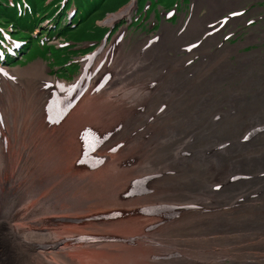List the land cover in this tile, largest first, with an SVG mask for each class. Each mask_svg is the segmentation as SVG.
I'll use <instances>...</instances> for the list:
<instances>
[{
    "label": "bare ground",
    "instance_id": "bare-ground-1",
    "mask_svg": "<svg viewBox=\"0 0 264 264\" xmlns=\"http://www.w3.org/2000/svg\"><path fill=\"white\" fill-rule=\"evenodd\" d=\"M197 1L195 0L192 14L181 32L173 29V35L171 26L167 24V33L163 27L162 33L153 41L141 40L145 43L135 44L129 50H126L128 41L117 36L102 53V58L100 56L101 62L96 68L92 61L98 54L85 62L83 76L73 83H55L53 78L47 76L46 67L42 63L40 71L26 68L27 71L21 74H16L15 71L23 69L14 70L13 73L6 71L9 82H0V127L4 125L2 128L9 137L14 123L20 125L26 122L32 126L42 116L41 120L46 123L44 133L48 135L53 132L55 136L51 138L58 144V151L66 150L69 157L66 160L67 157L62 153L60 162L59 156L52 158L53 165L50 168L45 167L40 173H35L38 170L35 167L40 169L47 162L42 166L36 163L37 166L32 168L29 160H42L44 156L47 157L43 154L46 152L49 153V161V157L53 156L51 150L55 151V146L52 145L50 151L42 153L37 148L33 150L30 146L26 149L21 145L16 162L18 174L13 182L10 181L12 184L7 187L9 193L6 197L8 209L14 208L16 211L9 218L8 212L5 216L0 215L3 219L0 224L4 221L11 223L14 218L21 220L24 217V220H30L34 213H38L36 219L41 220L32 221L31 224L38 226L52 220L58 225L64 224L60 227L69 229L61 231L63 235H59L56 228H49L48 225V229L43 228L37 232L21 227L13 231L6 226L8 223L0 225V264L4 260V264H100L92 259L88 262L80 257L71 258L66 252L68 250L53 247L62 239L69 242L70 239H66L69 236H85L86 231L97 222L98 225L115 223L84 214L77 215L79 218H65L61 214L53 218L49 216L48 220L43 218L44 215L55 213L51 211L60 213L71 209L70 207L84 213L91 203L112 207L117 211L157 215L161 220L157 218L153 221L149 230L147 229L148 235L144 237H166L164 240L154 239L155 243L152 244L144 242L143 237L139 240L142 250L134 251L130 247L133 250L129 248V253L119 257L118 262L104 264H160L162 261H167V264H224L219 260L215 261L221 257L230 258V264H264L263 61L258 58L253 60L254 56H260L257 54L252 56L237 53L244 44L256 41L251 37L237 46L221 45L215 57L206 54L211 49L210 44L220 43L223 30L219 28L209 33L206 40H202L201 36L215 29V23L220 17L237 10L244 0H205L203 15L200 16L199 12L194 23H190L194 19ZM124 13L121 18L127 15ZM114 20L115 16H112L106 23L111 25ZM238 20H230V24L235 25ZM133 48L136 49L133 62H128V54L133 52ZM180 53L186 55L178 57L177 54ZM199 55L203 56L201 60L190 62V58L197 59ZM234 55L237 56L236 65L230 61V57ZM116 60L118 63L115 65ZM242 67L248 69H241ZM13 74L18 77L14 78ZM39 76L44 79L40 81L42 88L32 94L24 92L21 81ZM226 83L231 85L225 88ZM124 93H129L130 100L140 102L138 113L124 111ZM100 95L104 99L110 95L112 106L106 105L104 110L107 115L111 114L110 120L103 121L104 126L99 130L93 126L92 121L80 120L87 126L84 128L89 135L83 136L82 143L73 137L69 139L70 146L66 144L67 148L64 141L61 145L56 137L62 138L67 130L78 124L73 123L77 116L75 113L70 125L63 126L69 121L68 116L86 101L85 98L96 103ZM68 105L71 109L66 115L53 116L51 119L46 117V114L50 116L52 112H59ZM84 106L79 112L96 116L98 112H102L99 105V111L93 107L83 108ZM29 127L25 130L26 135L29 134ZM47 128L50 130L46 131ZM3 136V129L0 128V154L4 152L7 156L5 165H8V169L12 156L9 150L6 152ZM110 147L119 150L118 154L107 153L108 156H118L120 159V173L112 161H108L110 169H106V172L100 170L109 158L103 151ZM91 152L97 153L90 154ZM142 160H145L143 164ZM67 161L69 164L65 166ZM81 161H90L85 164L86 171L96 169L100 173L93 176L88 173H84L88 176L74 174L75 169L81 170ZM59 166L63 169L58 170ZM4 168L0 163V172L8 171L11 175L9 169ZM43 170L46 171L45 175L41 172ZM29 171L39 177L36 183L39 189L44 183L53 191L46 194L48 196L39 208L41 212L19 207L32 196L29 190L37 188L30 184L18 185L19 181L28 177ZM97 177L102 178L101 184L83 183ZM4 179L6 173L0 176L2 185ZM78 181L80 182L76 183ZM64 182H69L70 185ZM60 190L72 195L64 200H55L54 196L50 198L53 193H61ZM108 192L112 193L109 198ZM20 194H26V197L21 200ZM72 198L80 200L74 204L70 202ZM61 205H68V208L58 210L57 207ZM83 206L87 207L83 209ZM77 223L80 224V232L73 229ZM174 237H183L185 240L172 241ZM22 239L36 241L31 250L37 248L39 252L28 251ZM109 240L116 242L118 237L112 234L109 237L99 232L96 238H81L88 248L95 249ZM88 248L79 245L77 249ZM53 250L56 254L50 260L42 253L49 254ZM151 253L152 257L148 259ZM133 255L137 258L133 259ZM99 256L109 257L106 253H99Z\"/></svg>",
    "mask_w": 264,
    "mask_h": 264
},
{
    "label": "rangeland",
    "instance_id": "rangeland-1",
    "mask_svg": "<svg viewBox=\"0 0 264 264\" xmlns=\"http://www.w3.org/2000/svg\"><path fill=\"white\" fill-rule=\"evenodd\" d=\"M122 1H124V0H122ZM159 1L160 0L156 1V3H154L153 5H150V7L147 8L146 13H145V11L138 13V11H136V8H135L134 0H125L122 4H119L113 10H112V8H113L112 4H114L116 2H120V0H110L109 4H108V9L105 11L106 14L104 13L102 16H100L101 18H99L97 21H95V25L97 27H99V28H110V30H111V32L108 36V41L104 45H101L103 38H101L100 40H98L97 42H94V43H89L88 41H87L88 42L87 43L86 41H84L85 43L81 42V43L76 44L74 42L68 41V39H67L68 35H66L64 37V39H67L64 41L60 38V36H56V34H55L56 32L54 34H48V32L46 31L45 34L49 40V43L57 46L60 49L61 48L66 49L69 47L72 48L74 46V48L70 51L74 50V51H77V53L83 49L82 53H79L77 55H72L71 58L69 59L70 62L67 63V65L70 68L68 70V73H67L68 77L64 78V77L60 76L59 71L61 70V68L56 66L55 63L52 64V61L47 62V61L43 60L41 58V56L38 54L31 56L30 58L26 59L28 52L31 50V48H29L28 51H26L24 54H22V56H23L22 58L17 59V61L15 62V64L12 67L0 63V69H1L0 70V82L1 81H3L4 83L9 82V79L6 77V74H7L6 71L12 72V71L17 70V69H23L21 71H15L16 74H21L23 72H26L27 71L26 69H31L34 71H40V70H42L43 65H44L46 67L47 76L53 78L55 83L56 82L73 83L78 78H81L83 76V70H84L85 62L88 59L95 58L98 54L96 59L94 61H92L94 63L93 66L96 68L97 64H99L101 62L100 56L102 58V53H104L108 49V47L113 43L115 37H117V36H119V37L122 36L124 41H128V46H127L126 50H129L135 44L145 43V41H141V40L148 39L149 41H153L156 36H158L162 33L163 27L167 26V24L171 26L173 35H174L173 29H175L178 33L181 32L183 30L184 26L187 24L191 14H192L191 9L193 8L192 6L194 5L195 0H188V2H185V3H183L185 0L183 2H181L182 0H180V2H177V4H176V2H174L171 5H168V3H165V2H163L164 4L159 3ZM149 2L150 1H148L146 3V5ZM205 8H206L205 0H198L197 4H196L195 12L193 14L194 19L191 20L190 23H194L195 17L197 16V14L199 12L201 13L200 16H202ZM171 9L177 10V12L175 13V15L167 17L166 14L170 13ZM236 9L237 10H244L243 12H244V15L246 16V18L244 20L239 19L235 23V25L231 24V26H228L226 28V30H224V28L222 29V26L221 27L218 26L221 30H224V32H222V33H225V34H221L219 44H213V45L210 44L211 49L208 50L206 52V54L211 55L212 57H215L219 53L218 51L220 50L221 45L224 44V45H228L231 47L237 46L240 43L244 44L247 41V39L249 37H251V38H255L256 41L244 44L242 47H240L237 50V53L239 55H249V54L260 55L259 57L254 56L253 60H256V58L260 59L261 61H263V66H264V0H244L242 3H240L238 5V7ZM124 11H126V12L124 13ZM151 12H152L151 16H148L149 13H151ZM122 13L127 14V15H125L124 17L121 18ZM130 13H131V16H128ZM114 14H116V15H114ZM144 14L146 15L145 18H144ZM111 15L115 16V20H114L113 24L108 25L106 23V20L108 18L112 17ZM188 15H190V16L188 17ZM224 15H226V13ZM224 15H222V16H224ZM126 16H128V17H126ZM185 17H188V20L186 22H185ZM135 18H136V20H135ZM232 20H234V19H232ZM49 21L50 20H45V22L42 23L41 28L34 30L35 32H34L33 36L34 37L37 36L39 38L42 35H44V34H41V32H44V30H42V29H44L45 27L48 26V23H50ZM231 27H233V28H231ZM39 29H41V30H39ZM167 29H168V27L164 28L165 33H167ZM214 31H216V30L213 29L212 32H214ZM228 31L232 32V35H231V33H228ZM205 33H207V32H205ZM208 35L204 36V38H201V39L206 40V37ZM224 35L226 37L225 40L222 39L224 37ZM84 40H86V39H84ZM139 41H141V42H139ZM4 46H5V49L7 47V49H9L10 51H12V49L15 51L19 50V47H17V44L10 43L9 45H4ZM135 50L136 49L133 48V52H131V51L129 52L128 62H133V53ZM0 54H2L1 49H0ZM146 54L148 55V53H146ZM185 55H186V53L177 54L178 57L179 56H185ZM121 58H123V56ZM202 58H203V56L199 55V57H197V59L196 58H190V62H197V61L201 60ZM230 61L233 62V65H236L237 56H235V55L231 56ZM116 63H118L117 60L114 64L116 65ZM243 63H245V61H243ZM244 68H246V67H242L241 69H244ZM241 69H239V70H241ZM247 69L248 68H246V70ZM1 71H5V72H1ZM254 72H256V71H254ZM2 73H3V75H2ZM12 76L14 78L18 77V76L15 77L14 74ZM230 79H232V78H230ZM43 80L44 79L41 76L35 77V78H27V79L21 81L23 84L22 89L24 90V92H26L28 94H32L35 91H38L39 89L42 88L40 81H43ZM235 83H237V82H235ZM230 85H231L230 83H226L224 85V87L226 88ZM109 97H110V95L106 99H104L102 97V95H100L98 98L96 97L97 100L99 99L96 103H94L93 101L87 100V99H90L88 97L85 98L86 101H84L82 104V105H85L83 108L93 107L97 111H99V109H100V110H102V112H105V113L102 114V112L101 113L98 112V114L100 116L98 114H97V116H99L100 118H97V116L94 114L88 115V113H85L83 111L79 112V109L82 107V105H80L79 107H76L74 109V112L71 114V116L70 115L68 116L69 121H67L65 124H63V126L68 127V125H70V121L73 119L71 117L73 115H75V113L77 116H76L73 123H78V124H74L72 126V128H70V130H67V132H65L63 134V137L66 136L65 137L66 143H65V140L63 137L62 138L56 137L58 142L61 145H63V141H64L65 147L67 148L66 144H69V146H70V140L73 139V137H75L79 140V142L81 141L80 143H82L83 142L82 141L83 136L89 135L85 131V128L87 126L82 123L83 120L85 121L87 119L88 121H92L93 126L98 128V130H99V128L103 127L104 124L102 122L103 121H109L111 118V114L107 115L106 111H104L106 105L112 106V102L110 101ZM76 99L77 98H75V100ZM82 100H80V101H82ZM98 105L100 106V108ZM139 108H140V102L130 100L129 93H124V111L132 112V113L136 114L139 112ZM70 109H71V106L68 105L65 108H61L59 112H56V113L52 112L50 116L48 114H46V117L51 119V117H53V116H61L64 114L66 115L70 111ZM4 115L6 117V114H4ZM41 115H42V113H41ZM141 116L143 119L146 118L145 115H143V114ZM105 117H107V118H105ZM41 119H42V116L39 119V121H37V123L32 125V126L27 124L26 122H23L20 125L14 123L13 124L14 129H13V131L9 132V137H8V134L6 133V131L4 130V128H2L4 125L0 127L1 129H3V133H4L3 139H4V143H6V152L9 150L10 154L12 156L11 157L12 161L8 167L9 172H11V175L8 174V171L0 172V176L4 175L6 173V179L2 180L4 182V184L2 185V182L0 183L1 184L0 185V215L4 214V216H5V214L7 215V212H8V214H9L8 218H9L11 216V214L13 215V213L16 211V210H14V208L8 209L6 197L9 193L7 187L9 188V186L14 181L16 175L18 174V170L16 168V162L18 161V158L20 156L21 145L23 148H26V149H29L30 146H31L30 148H32V147L34 148V149L32 148L33 150H35V148H37V150H39L40 152L42 151V153H43V151H47V152L50 151V149L52 148L51 147L52 145L55 146L54 147L55 151L51 150L53 153V156L49 157V161L47 158L49 156V153H46V152H44L43 154L46 155L47 157L44 156L42 158V160L40 158L38 159L39 161L35 160L36 162H34V160H32L30 162V160H29V163H31V166L30 165L29 166L32 168L37 166V165L42 166V165H44L45 162H47L46 165L40 169H39V167H35V168H38V170L36 169L35 173H37V172L40 173V170L44 169L45 167L50 168V165L51 166L53 165L52 158L56 159V157L59 156L58 160L60 162L62 153L67 157L65 159L68 160L69 153L68 152L66 153L65 152L66 150L64 152H63V150L58 151V148H57L58 144L55 143L53 138H51V136H55V134L53 132H50L48 135L44 133L43 128H44V125L46 123L43 122V120H41ZM80 120H82V121H80ZM47 123L49 124V122H47ZM107 123H109V122H107ZM51 126H54V123H51ZM84 126H85V128H84ZM28 127H29V134L26 135L25 130ZM47 130H50V129L47 128L46 131ZM31 131L34 134L31 133ZM29 136H31V137H29ZM92 139H94V138L92 137ZM76 140L74 142H76ZM44 142H46V143H44ZM42 143H43V145H42ZM107 144H108V142H107ZM41 145L43 146L44 149L41 147ZM0 147H2V146H0ZM3 149H4V145H3ZM117 150H118L117 148L113 149V147H110L109 149L106 148L103 151V154L109 158L107 159V162L105 163L104 166H102V168L100 170H102L103 172H106V169H110L109 168L110 167L109 164L111 163L110 161H112L115 164V169L117 171L120 169V164H119L120 159L118 158V156H108V153H107V152H112V153L118 154L119 150L118 151ZM97 152L100 153V151H97ZM97 152H94V153H97ZM1 153H2V151H1ZM94 153L91 152L90 154H94ZM3 154H4V156H3ZM3 154H0L1 155L0 156V159H1L0 163L3 164V168L5 167L4 170H8L6 168V166H8V165H5V163H7V160H5V159H7V156L5 155L4 152H3ZM43 154H41V155L43 156ZM86 162L90 163V161H81L79 164V167H81V170H83L82 172H81V170L75 169L73 173L77 174V175H80L81 173H82L81 175H86L84 173H88L89 176L90 175L93 176V174L100 173V171L96 170V169L92 170V171L89 170L90 172L86 171L84 169L85 166L87 165ZM115 162H117V163H115ZM144 162H145V160H142V164ZM36 163H38V164L36 165ZM48 163H49V165H48ZM68 164H69V162L67 161L65 166H67ZM76 165H78V163ZM60 169H63V168H61V166H59L58 170H60ZM120 171L121 170H119L118 172L120 173ZM41 172L44 175L46 173L45 170H43ZM35 173L33 171H29L28 177L26 179H22L21 181L18 182V185L30 184L33 186H37V188H35L33 190H29L30 192H32V194H31L32 196L19 205V207H21L23 209H27L29 211H39V208L41 206L42 201L48 196L46 194H48L49 192H53V191H51V187H46L44 183L40 186V189H39L38 185L36 184L39 181V179H38L39 177L34 176ZM54 173H56V171H54ZM116 174H118V173H116ZM118 175L122 176L121 174H118ZM86 176H88V175H86ZM10 181H12V182H10ZM5 182H7V183H5ZM60 182H61V180H60ZM79 182L80 181H78L76 183H79ZM87 182H89V184H101L102 178L101 179L99 177L93 178V179H90V180L83 182V183H87ZM64 183H68V185H70L69 182H64ZM102 188H103V186L100 187L101 191L103 190ZM75 190H77V189H75ZM60 191H61V193H58V194L53 193L50 196V198L52 196H54L55 200H61V199L64 200L67 196L72 195V193H67V191H62V190H60ZM22 192H24V190ZM77 194L79 195V193H77ZM103 194H104V191H103ZM25 195L26 194H20L21 200H23L26 197ZM42 195H44V196H42ZM111 195H112V193L108 192V198ZM79 200L80 199H77V198L73 199L72 198L70 200V202H74V204H76ZM35 201H37V203H35ZM38 201H39V203H38ZM91 204L88 207L87 206L81 207L83 209H84V207H87L84 210V213H80L81 210L79 212L75 211V210H73L74 208H72V207H70L72 210L71 209L65 210L66 208H68V205H63V206L61 205V207L58 206L57 209L62 210V211L65 210V211L57 213L58 211L54 210L51 212H55L56 214L55 213H53V214L49 213V215H44L43 218H46L48 220L50 217L53 218V217H56L60 214H61V216H64V217L66 216L65 218H79L77 215H83L84 214L86 216H93V217L95 216V218H97V217L104 218L105 220L112 222V223H115V224H103V225L99 224L98 225L99 222H97V224L94 225L93 227H91L89 229V231H86L87 234L85 236H80V235H76V237H74V236L70 237L69 236L68 238H66L68 240L70 239L69 242H65V239H62L56 245L57 247L55 246L53 248L56 249V248L61 247L63 250H68L66 252L68 253V256H70L71 258L80 257L83 261H88V262H89V260L92 259V260H94L100 264L110 263V262H114V261L116 263V261L118 262L119 257L126 256L129 253L130 249H132V248L134 249V251L142 250V247H141L139 240L141 238H143L144 236L148 235V234H146V232L149 230L148 228H150L151 225L153 224V221L155 222L156 219L158 218L157 215L153 216L152 214H147V213H146V215H143L141 212H139L141 214L131 213L128 210L117 211L115 208H112V207H106V206H101V205H97V204L91 205ZM4 207H6V208H4ZM41 211H39V212H41ZM43 211H46V210H43ZM36 215H39V214L34 213L30 217V220H24V217L21 218V220L14 218L11 221V223L4 221L0 225H6L8 223L6 226L10 227L13 231L16 228L21 227V228L27 229L29 231H34V232H37L43 228L48 229V226H49V228H51L53 226L52 228H56L57 233H59V235H63L62 234L63 232H61V231H66L67 229H69V228L60 227V226H64V224L58 225V223L53 222L52 220L45 221L38 226L31 224L32 221L37 222V221L41 220V219L37 220ZM111 217H114V218H111ZM2 220L3 219H1V217H0V222ZM22 220H24V221L22 223H20V221H22ZM158 220H161V217H159ZM148 222H149V224H147ZM48 223H50L51 225H49ZM44 225L45 226L48 225V226L45 227ZM76 225H74V226L72 225L74 227L73 229L76 230L77 232H80L81 231L80 226H79L80 224L77 223ZM72 226H70V227H72ZM99 232H101L105 235H108L109 237L112 234L115 237H118V241L112 242L109 240L107 243H101L100 247L96 248V249L90 248V247L88 248L84 244L85 240L83 242L81 241V238H86L87 240L89 238H96V237H98ZM144 234H146V235H144ZM12 235L15 238V235L14 234H12ZM139 235H140V237H137ZM47 236L50 237V234H48ZM165 238L166 237H161V236H158V237L152 236L149 238L144 237L143 241L146 243L148 242L147 244H152L154 242V239L164 240ZM175 239L176 240L177 239L183 240L184 238L183 237H180V238L174 237L172 239V241H176ZM22 241L26 244L28 251H30V252L34 251L33 253L39 252V250H37V248H34L33 251L31 250L32 244L36 243V241H29V240H25V239H22ZM75 242H77L78 244L76 245ZM38 243H41V242H38ZM72 244H75V245L73 246ZM79 245H81V246L84 245V247L88 248V249H83V250L77 249L79 247ZM130 247H132V248H130ZM16 249H17V246H16ZM42 253L46 254L48 256V259L50 260L53 258V256H55L56 251L53 250V252H51L52 254L51 253L47 254L46 252H42ZM99 253H106L109 255V257L102 258L99 256ZM152 254L153 253H151L149 255V257H147V258L150 259L152 257ZM132 258L136 259L137 256L133 255ZM223 258L221 257L219 259H216L215 261L219 260L224 264H230V258H228V257L227 258L223 257ZM211 261H214V260H211ZM4 262H5V260L3 261L2 264H4ZM162 262H163V264L168 263L167 261H162ZM162 262L160 264H162Z\"/></svg>",
    "mask_w": 264,
    "mask_h": 264
},
{
    "label": "trees",
    "instance_id": "trees-1",
    "mask_svg": "<svg viewBox=\"0 0 264 264\" xmlns=\"http://www.w3.org/2000/svg\"><path fill=\"white\" fill-rule=\"evenodd\" d=\"M109 1L67 0L62 6V0H0V43L4 42L5 36L10 39L23 41L24 46L21 49V54L31 48L26 59L38 54L43 60L52 61V64L55 63L56 66L61 68L59 71L60 76L66 78L70 69L67 65L70 62L69 59L72 55L82 53L83 49L78 53L74 50L70 51L74 46L60 49L49 43L45 32L47 31L48 34L56 32V36H60L62 40L68 39V41L76 44L84 41L89 43L98 41L108 29L97 27L95 21L101 18L100 16L108 9ZM124 1L120 0V2L112 4V10ZM146 1L156 3V0H138L139 10L142 9L141 7ZM175 1L160 0L159 3L165 2L171 5ZM71 7L76 12L72 21L69 22L66 13ZM45 20H50V23L42 29L44 32H41V34L44 35L39 38L37 36L34 37V30L41 28ZM66 35H68L67 39H64ZM5 58L10 66H13L16 62L10 56L6 55Z\"/></svg>",
    "mask_w": 264,
    "mask_h": 264
}]
</instances>
